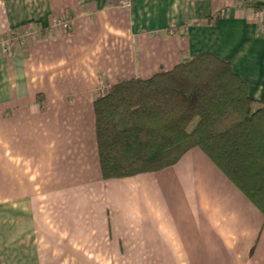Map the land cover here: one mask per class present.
I'll return each instance as SVG.
<instances>
[{"label": "crops", "instance_id": "crops-1", "mask_svg": "<svg viewBox=\"0 0 264 264\" xmlns=\"http://www.w3.org/2000/svg\"><path fill=\"white\" fill-rule=\"evenodd\" d=\"M247 1L0 0V264H264L263 214L199 149L107 181L95 131L104 87L203 52L264 103Z\"/></svg>", "mask_w": 264, "mask_h": 264}, {"label": "trees", "instance_id": "trees-1", "mask_svg": "<svg viewBox=\"0 0 264 264\" xmlns=\"http://www.w3.org/2000/svg\"><path fill=\"white\" fill-rule=\"evenodd\" d=\"M245 6L264 11V2ZM94 111L104 180L159 172L199 149L264 216V103L229 61L203 52L149 79L119 81Z\"/></svg>", "mask_w": 264, "mask_h": 264}, {"label": "built area", "instance_id": "built-area-1", "mask_svg": "<svg viewBox=\"0 0 264 264\" xmlns=\"http://www.w3.org/2000/svg\"><path fill=\"white\" fill-rule=\"evenodd\" d=\"M125 7H130V4L126 2ZM257 17L264 22V11L257 12ZM56 23H57L56 25H58L62 29L67 30V31L70 30L71 19L69 15L65 14L61 19L57 20ZM34 31H35L34 27L32 26L27 27L25 29V33L22 35V38L32 35Z\"/></svg>", "mask_w": 264, "mask_h": 264}, {"label": "rangeland", "instance_id": "rangeland-1", "mask_svg": "<svg viewBox=\"0 0 264 264\" xmlns=\"http://www.w3.org/2000/svg\"><path fill=\"white\" fill-rule=\"evenodd\" d=\"M22 38V37H21ZM104 90H106V88L104 87Z\"/></svg>", "mask_w": 264, "mask_h": 264}]
</instances>
